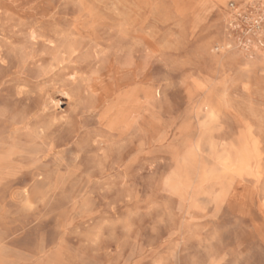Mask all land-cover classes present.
Masks as SVG:
<instances>
[{
	"label": "rangeland",
	"instance_id": "1",
	"mask_svg": "<svg viewBox=\"0 0 264 264\" xmlns=\"http://www.w3.org/2000/svg\"><path fill=\"white\" fill-rule=\"evenodd\" d=\"M0 264H264V0H0Z\"/></svg>",
	"mask_w": 264,
	"mask_h": 264
},
{
	"label": "bare ground",
	"instance_id": "2",
	"mask_svg": "<svg viewBox=\"0 0 264 264\" xmlns=\"http://www.w3.org/2000/svg\"><path fill=\"white\" fill-rule=\"evenodd\" d=\"M59 63H61L60 60L57 61L56 65L59 64ZM57 91H61V92H62V89H59V88H58L54 93H49V94L47 95L48 100H53L54 97H55V94L57 93ZM56 96H57V95H56ZM47 97H46V98H47Z\"/></svg>",
	"mask_w": 264,
	"mask_h": 264
}]
</instances>
